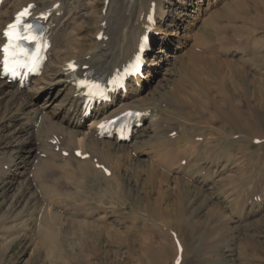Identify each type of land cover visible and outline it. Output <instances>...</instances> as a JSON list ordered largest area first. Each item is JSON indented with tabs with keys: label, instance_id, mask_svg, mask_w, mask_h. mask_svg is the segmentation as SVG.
<instances>
[{
	"label": "rangeland",
	"instance_id": "obj_1",
	"mask_svg": "<svg viewBox=\"0 0 264 264\" xmlns=\"http://www.w3.org/2000/svg\"><path fill=\"white\" fill-rule=\"evenodd\" d=\"M156 1L145 4L148 25ZM104 2H71L81 12L73 38L85 49L96 47L103 5L106 13L113 7L111 0ZM172 2L177 10L167 8L175 15L185 3ZM200 4V14L189 7V29L180 28L181 35L168 30L172 41L145 95L146 103L159 106L161 126L178 132L177 146L172 149L166 136L155 140L153 121L146 118L121 182L92 176L86 191L84 181L77 184L79 175L69 180L58 172L50 178L53 186L65 187L69 203L80 197L95 205L106 197L108 211L103 209L97 229L77 228L64 213L61 230L43 239L37 221L45 199L41 187L31 183L33 173L15 183L10 178L20 155L17 144L25 138L19 130L34 124L27 115L8 121L13 105L0 92V264H175V235L183 244L181 264H264V0ZM158 38L154 43L160 45ZM206 79L212 81L209 90ZM42 94L39 104L47 97ZM191 141L197 152H190ZM179 150L178 157L193 159L188 175L179 166L186 158L167 164ZM198 155L201 160L194 161Z\"/></svg>",
	"mask_w": 264,
	"mask_h": 264
},
{
	"label": "bare ground",
	"instance_id": "obj_2",
	"mask_svg": "<svg viewBox=\"0 0 264 264\" xmlns=\"http://www.w3.org/2000/svg\"><path fill=\"white\" fill-rule=\"evenodd\" d=\"M150 1L153 2V0H111L113 7L101 17L95 33L96 47L89 50L85 49L84 42L80 38V40L73 38L74 25L81 12L73 10L72 0H4L0 4V47L2 30L17 11L33 3L35 15H40L43 11L47 13L40 19L45 22L48 29L47 36L51 41V47L48 50V60L42 74L31 80L29 88H22L19 81L9 83L1 77L2 65H0V92L9 99V107L13 105V108H9L7 111L8 121L12 122L22 115H27L34 124L33 126L26 124L19 130L21 137L25 138L17 144L20 155H17L19 156L18 161L13 164L10 178L15 183L21 175L33 173L34 178L31 183L35 182L38 187H41L40 191L43 192L42 196L45 199L40 206L41 214H37V221L40 231L44 232L43 239L46 241L51 240L61 230V219L65 217L64 213L72 218V222L74 225L76 224L77 228L97 229L100 227L99 224L102 225L100 221L104 216L100 214L105 210L103 208L105 202L102 200L106 198L104 196H100L101 200L95 205L91 200L80 197H75L78 199L73 197L75 201L69 203V194L68 191H64L65 187L63 189L62 185V187H58L51 183L54 174L56 177L58 172H63L61 176L69 180L75 179L76 175H79L81 180L77 184L84 181L86 191H91L86 185L92 176L103 175L107 182L112 180L121 182L120 172L126 165L124 164L125 159L129 160L131 157L132 140L136 141L143 131L137 124L142 122L145 116H149L153 121L156 129L155 140L159 141L164 136L167 137V133L174 130L163 128L164 124L163 127L161 126L163 117L158 113L159 106L155 103H146L145 95H147L148 87L159 70V64L162 61L161 53L172 41L168 30L173 31L172 34L181 35L180 28L189 29V25L185 24L187 16H190L189 7L193 6V12L200 14V1L202 0H183L182 3L185 4L179 6L180 11L175 15L167 8L173 7L172 9L177 10L176 4L172 0H157L151 10L156 22H151L148 25L145 4L148 5ZM156 29L158 34L155 35ZM101 32H103V38L98 37ZM146 33L152 34V43L157 37L161 43L157 49L147 54L148 64L145 69L147 74L130 79L127 84V92H119L114 95L111 102L97 104L91 111L93 114L91 120L84 121L86 120L84 113L87 110L84 107L85 98L76 83L77 76L69 70V62L76 60L80 64L79 76H83L87 71H92L101 77L110 78L131 60L142 36ZM180 41L181 39L178 42L180 43ZM174 55L169 54L168 56L176 58ZM208 79L204 83L209 90L211 88L209 84H212V81ZM42 93H46L47 97L42 104H39L38 102L43 96ZM115 100L119 101L118 105H114ZM128 111L135 113L133 137L130 142L119 140L115 134L116 127L108 129L100 127V124ZM37 126H39L38 129ZM109 127H113V124H110ZM104 130H106V134L101 136L100 133ZM176 140L177 138L167 137L166 141L169 144L172 143L173 149V146H177ZM190 145L189 147L193 149L190 152H197L194 148L196 144L191 141ZM77 150L81 151L80 156L76 155ZM65 151L69 152L67 156L64 155ZM179 152L180 150L176 153L177 155H171L167 164L173 165L177 162ZM184 152L188 151L184 150ZM179 158L182 161L186 157L179 156ZM113 160H115L114 163ZM185 160L186 165L180 163L178 165L181 167L182 173L188 175L192 169L193 159L186 158ZM198 160H201L199 155L194 158V161ZM70 164L73 165L71 169L68 168ZM102 166L108 168L111 173H105ZM2 169L3 163L0 162V174H2ZM154 171L153 173H155ZM53 180L57 183L56 179ZM106 190L107 188L104 190L105 193ZM71 195L73 196V194ZM76 195L78 194L76 193ZM53 197H55L56 203L51 200ZM44 202L45 205H43ZM54 207L57 209L56 211L53 210ZM81 215L89 219L84 220L80 218ZM174 238L183 245L177 235Z\"/></svg>",
	"mask_w": 264,
	"mask_h": 264
},
{
	"label": "snow or ice",
	"instance_id": "obj_3",
	"mask_svg": "<svg viewBox=\"0 0 264 264\" xmlns=\"http://www.w3.org/2000/svg\"><path fill=\"white\" fill-rule=\"evenodd\" d=\"M28 13L27 11H24L22 13H20L17 18H16V23L12 24V25H9L8 26V30L7 32L5 33L6 36L9 38V45L6 46L4 48V52L6 54V57H5V64L7 65L8 63V56L7 54L9 53V49L11 48L12 50V59L15 61L18 57L16 55V48L18 47V42L20 40H23V39H28V35H24V34H21L19 33V26L21 24V18L26 16ZM31 30V25H27V27L25 28V32H30ZM35 39V37H33ZM25 56L28 55V53H24Z\"/></svg>",
	"mask_w": 264,
	"mask_h": 264
}]
</instances>
